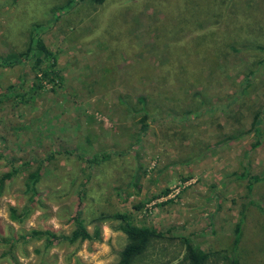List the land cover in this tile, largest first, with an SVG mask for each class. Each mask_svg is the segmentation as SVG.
I'll list each match as a JSON object with an SVG mask.
<instances>
[{"label": "rangeland", "instance_id": "rangeland-1", "mask_svg": "<svg viewBox=\"0 0 264 264\" xmlns=\"http://www.w3.org/2000/svg\"><path fill=\"white\" fill-rule=\"evenodd\" d=\"M32 24L56 75L32 89L28 56L0 64V94L22 75L24 96L0 105V174L11 159L40 165L38 199L21 223L7 207L25 204L27 171L4 181L0 253L31 228L67 234L83 184L80 215L100 237L45 249L19 240L17 264H116L126 242L116 212L167 228L133 264H185L184 236L212 253L205 264H228L242 206L239 264H264V0H0V58L22 52ZM252 69L243 95L219 109ZM138 97L151 116L145 132ZM101 150L113 153L84 183L75 151Z\"/></svg>", "mask_w": 264, "mask_h": 264}, {"label": "trees", "instance_id": "trees-1", "mask_svg": "<svg viewBox=\"0 0 264 264\" xmlns=\"http://www.w3.org/2000/svg\"><path fill=\"white\" fill-rule=\"evenodd\" d=\"M91 3L99 4L102 3L104 0H88ZM38 28L39 25L32 24L28 31L27 36V43L25 48L20 52L19 54H11L6 55L3 58H0V64H6L9 66H14L15 64H19L21 62V59L23 56H28V58L31 60L30 65V71L33 74V78L35 79V82H32V89H35L33 83L36 84L38 81L43 80H50V78H54L56 73L53 70V67L55 65L54 57L50 50L44 46L40 39L38 38ZM260 65H264V57L263 59L259 60L258 62ZM256 70L252 69L251 71L246 72L244 74L242 80L238 84V88L236 92L228 98L227 101L223 103H217L219 109H226L229 107V104H232L233 102L237 101L244 93L245 89L249 87L252 81V75L255 74ZM39 86V85H38ZM23 87V76H19V79L16 80V82L9 88L8 93L6 94H0V105L3 104L9 97H21V99L24 98L23 94H21V90ZM33 91V90H32ZM137 104L138 107V115L139 118L137 122L139 123V130L141 132H145L148 130V123L147 119H150V114L145 108V101L143 97L137 98ZM228 105V106H227ZM129 110H131L130 107H128ZM135 110H133L134 112ZM189 113L184 111V114ZM180 114L179 116H181ZM251 130H255L254 124H251L250 128ZM250 131H246L245 133H248ZM240 136H242L244 133H239ZM236 139V136L227 135L223 139L224 141L234 140ZM140 142V139L138 138L136 140L135 145ZM133 146H132V150ZM77 154L76 156L80 159L84 160V170H87L88 172L84 174V183L88 181L91 168L94 165H97L99 163L105 162L109 160V157L113 152H110L109 150H101L96 153H94L91 156L86 155H78L79 152L75 151ZM11 163L10 169L6 172H2L0 174V194L3 189L4 181L6 179H9L15 174H18L22 171H27L25 176L23 177V193L26 196V201L23 206L17 208L16 206H8L7 207V216L9 220L21 223L24 221V219L28 216L30 210H31V204L32 202H36L37 197V191L35 188V185L40 177V165H36L32 170H29V163L21 162L19 165L13 166L12 164L14 161L11 159L9 161ZM239 175H237V178ZM240 177H242L240 175ZM246 189H250V184L246 185ZM85 193L84 185L82 184L77 192L76 195V210L74 214L71 216V222H72V228L67 234H58L54 231H51L50 229L43 228V229H29L27 231L22 232L17 236L15 239H11V242L6 249V251H3L0 253V256H8L10 259L15 261V264H17L15 257L12 252V248L15 246L16 241H27L34 239L35 241H41V246L43 249L48 248L52 245L53 242L57 241H65L66 244H74L81 241H87L91 239H98L100 237V232L97 229L96 226H94L92 231H88L86 229L84 220L82 219L80 215V202L81 198L83 197V194ZM248 195V193H246ZM248 199L247 203H250ZM259 209L261 211L262 207L259 206ZM106 217H111L110 215H106ZM113 219L117 221V229H119L125 236L126 242L121 247V249L118 251V257L116 264H133L138 257L141 256V254L146 250V248L149 246V244L152 242V240L156 238H161L167 233V228L165 229H156L151 226H145V225H137L134 224L131 221V218L124 214V213H114L112 215ZM244 220V206L241 207L239 210V216L236 222L233 225L232 233L233 238L231 242V247L228 250L229 254V261L228 264H239V260L236 254V247L240 240V234H241V224ZM182 247H183V257L182 260L185 262V264H205L206 259L210 254H212L209 251L201 249L197 244L192 242L188 236H184L180 240ZM33 252L39 253L38 248H34Z\"/></svg>", "mask_w": 264, "mask_h": 264}]
</instances>
